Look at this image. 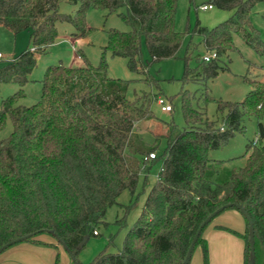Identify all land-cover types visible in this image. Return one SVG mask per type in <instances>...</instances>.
Segmentation results:
<instances>
[{
	"label": "trees",
	"instance_id": "1",
	"mask_svg": "<svg viewBox=\"0 0 264 264\" xmlns=\"http://www.w3.org/2000/svg\"><path fill=\"white\" fill-rule=\"evenodd\" d=\"M259 1L209 0L219 9L234 10V16L214 28L197 22L181 33L176 27L179 0H0V25L14 35L31 34L28 48L0 66V132L8 122L12 125L10 135L0 139V247L31 234L35 236L26 241L38 244L37 235L52 231L81 264L79 253L91 236L99 235L97 226L104 223L108 208L124 191L134 195L141 175L147 179L160 163L157 182L122 249L116 253L104 249L91 264H183L200 225L227 205L217 217L236 210L245 228L219 223L215 229L244 242L243 264H249V223L236 207L241 205L254 223L255 264H264V80L245 76L251 90L241 102L216 99L206 86L224 69L220 60L236 49L235 35L264 55V39L250 21ZM62 2L78 5L76 15L61 13ZM90 9L109 14L125 9L119 15L130 30L107 31L108 43L98 65L79 51L83 64L61 61L48 67L41 80V99L33 106L22 104L37 55L45 54L61 37L57 24L73 26L77 31L73 37L87 35L93 31L86 20ZM188 33L200 36L207 53L217 57L205 61L207 53H195L196 44L188 45L180 81L183 87L196 84L205 91L200 98L188 89L181 92L186 126L180 128L174 120L156 118L150 95L130 99L133 81L110 77L105 54L127 59L130 71L148 76L158 86L152 65L176 58ZM143 44L149 60L143 59ZM10 85L19 86V91L1 98ZM201 99L206 105L215 102L217 111L226 113L224 127L208 117ZM172 106L169 113L175 110ZM246 119L257 121L258 141L249 142L240 157L211 158L212 151L244 132ZM143 120L162 125L163 132L155 133L152 143L135 131ZM151 153L156 158L146 159ZM217 217L195 245L202 247L203 264H209L204 233ZM117 223L125 226V217Z\"/></svg>",
	"mask_w": 264,
	"mask_h": 264
},
{
	"label": "rangeland",
	"instance_id": "2",
	"mask_svg": "<svg viewBox=\"0 0 264 264\" xmlns=\"http://www.w3.org/2000/svg\"><path fill=\"white\" fill-rule=\"evenodd\" d=\"M204 5L209 6V0H179L176 18L177 30L181 33H186L187 29L190 28L192 30L197 22L204 27L214 28L233 17L235 14L234 10H222L216 6H212V8L207 10H202L200 7ZM78 8V5L62 2L59 10L64 14L76 15ZM124 12L125 9H121L118 13L109 14L106 11L90 9L86 15V20L88 27L93 28V31L79 38L71 36L73 33L77 32L73 26L67 23H58L57 27L61 37L55 45L48 48L45 54L37 55L38 64L31 75L32 82L24 87L27 97L22 100V104L25 106H33L41 99V80L48 67L56 65L61 61L65 64H71L74 57L77 59L75 60L77 61L75 66L80 65L83 61L79 60V51L85 54L93 65H98L101 62L103 48L108 43L107 31L111 29L125 32L130 30V27L119 15ZM250 21L255 32H257L261 40H263L264 0L257 2L250 14ZM234 40L236 49L229 51L220 60V65L224 69L220 70L216 78L207 81L206 86L209 94L216 99L241 102L251 90V86L245 82V76L250 79L264 80V55L258 54L256 50L246 45L239 35H235ZM191 42L197 46L195 53L206 55L207 51L202 38L200 36L192 37L190 33L186 34L183 38L182 46L177 52L176 58L167 59L152 65L150 72L158 80V86H154L148 76L130 71L127 67V59L112 56L110 53L105 54V59L108 63V74L115 79L133 81L128 93L130 99L134 100L143 95H150L153 99L151 108L156 118L166 122L174 120L176 125L183 128L186 126V122L182 109L181 92L188 89L192 92H196L197 97L200 98L205 91L202 86L196 84L183 87L180 81L185 66L183 58ZM30 43V32L24 31L14 35L0 25V52L5 55V59L0 61V66H3V64L7 63L12 58L19 56L28 48ZM142 54L144 60L150 59L145 44H143ZM195 66L196 61L193 60L191 62V67ZM19 89L17 85L7 86L2 91L1 98H7L15 94ZM153 94H156L157 97L162 95L166 98H171L175 109L174 112H163L156 103L157 97L153 96ZM199 104L207 110L210 119L217 121L219 126L224 127L223 120L226 113L218 112L215 102L206 105L201 99ZM244 127V132L237 133L235 138H233L227 146L212 151L210 153L211 158L228 160L244 155L246 152V145L255 140L259 135L258 123L255 119H246ZM135 131L147 142L152 143L154 142V134L163 132V128L156 120H143L136 123ZM11 132L12 125L8 122L6 130L0 132V139L8 137ZM162 146H165V142L162 143ZM160 168V163L155 165L151 169L147 179L145 178V174H142L136 193L132 195L130 191H124L117 198V203L108 208L104 223L97 226L99 235L91 236L86 246L79 253V261L81 264H91L104 249H106L108 253H116L122 249L129 229L139 219L148 193L157 182ZM234 213L238 212L235 210L224 212L207 227L204 233V238L208 246L209 264H237L236 259H238V252L244 248V242L231 233L215 229V224L217 222L223 223L220 221H224L225 224L236 227V222L233 219ZM124 217L126 225L121 226L117 221ZM241 230L243 231L244 229ZM222 233L223 235H229L228 238L232 239L227 245L221 244L217 238L218 236L221 237L220 235ZM35 239L39 242L38 244L24 241L7 250L14 247L39 246L42 247V249H47L54 253L53 264H72L73 261L70 254L53 235L41 233L37 235ZM241 245L242 248L240 249ZM223 252L228 254L223 255ZM27 254L28 253H25L24 257L31 256L32 253ZM42 257L45 258V255ZM189 264H203L201 246L195 248Z\"/></svg>",
	"mask_w": 264,
	"mask_h": 264
},
{
	"label": "crops",
	"instance_id": "3",
	"mask_svg": "<svg viewBox=\"0 0 264 264\" xmlns=\"http://www.w3.org/2000/svg\"><path fill=\"white\" fill-rule=\"evenodd\" d=\"M75 60H77L76 57H74L73 59V62H76V63L71 62V64H77V61ZM233 217H234L233 218L234 221L236 222L235 223L236 227L238 229H244L245 221L242 215L238 212V213H234ZM220 222L224 223V221H220ZM218 223L219 222H217L216 224ZM212 234H215V233H212ZM220 236L221 237L218 236L217 238L221 242V244L227 245V243L230 242V240H232L228 238L229 235H223L222 233ZM241 248H242V245L240 249ZM222 249H225V248H222ZM243 249L244 248H242L240 252H238V259H236L237 264H243V256H242ZM25 253H28V254L32 253V254L31 256L29 255V256L24 257ZM225 254L226 252H223V255ZM43 255H45V258L42 257ZM53 258H54V253L52 251L47 250V249H42V247H39V246L14 247L10 250H7L6 252H3V254L0 255V264H53Z\"/></svg>",
	"mask_w": 264,
	"mask_h": 264
},
{
	"label": "water",
	"instance_id": "4",
	"mask_svg": "<svg viewBox=\"0 0 264 264\" xmlns=\"http://www.w3.org/2000/svg\"><path fill=\"white\" fill-rule=\"evenodd\" d=\"M229 206L230 205H227V206H224V207L218 209L217 211L212 213L207 219H205L203 221V223L200 225L197 233L195 234V236H194V238L192 240L191 246L189 248L188 254H187L183 264H189L190 263L192 255H193V252H194V249H195V245H196L200 235L202 234L203 230L205 229V227L215 217H217L220 213H222ZM236 207H237V209H239L241 211V213L244 215V217H246V219L248 220V223H249V236H250L249 240H250V247H251L249 264H255V257L256 256H255V238H254L255 237V229H254V223H253V220L251 219V217L245 212V210L242 208L241 205H237ZM49 234L53 235L57 239V241L59 243H61L60 238L57 235H55L52 231H50ZM33 236H35V235L31 234V235H27V236H24V237H19V238L13 240V241H10L9 243H7L4 246L0 247V254L3 253L4 251H6L7 249H9L10 247H12V246H14V245H16L18 243L24 242V241L30 239ZM63 247L67 250V247L65 245H63ZM68 253L71 256V252L68 251ZM71 258H72V261L74 262V264H79L78 262H76L74 260V258L72 256H71Z\"/></svg>",
	"mask_w": 264,
	"mask_h": 264
},
{
	"label": "built area",
	"instance_id": "5",
	"mask_svg": "<svg viewBox=\"0 0 264 264\" xmlns=\"http://www.w3.org/2000/svg\"><path fill=\"white\" fill-rule=\"evenodd\" d=\"M202 10H207V9H210V8H212V5H209V6H207V5H204V6H201L200 7ZM264 39V38H263ZM217 57V54L215 53V52H213V53H211V54H207L205 57H204V59H205V61H211L212 59H215ZM5 59V55L2 53V52H0V60H4ZM156 103L158 104V106L161 108V110L163 111V112H167V113H169V112H171L172 110H173V106H172V104L168 101V99L167 98H165V97H163V96H159V97H157V99H156ZM258 141V137L255 139V141H254V143H256ZM156 158V153H151L150 155H149V157L148 158H146V159H150V160H152V159H155ZM94 234H97V232H95Z\"/></svg>",
	"mask_w": 264,
	"mask_h": 264
}]
</instances>
